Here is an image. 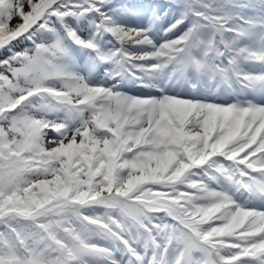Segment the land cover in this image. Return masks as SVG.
Masks as SVG:
<instances>
[{
  "label": "snow or ice",
  "instance_id": "1",
  "mask_svg": "<svg viewBox=\"0 0 264 264\" xmlns=\"http://www.w3.org/2000/svg\"><path fill=\"white\" fill-rule=\"evenodd\" d=\"M0 264H264V0H0Z\"/></svg>",
  "mask_w": 264,
  "mask_h": 264
}]
</instances>
